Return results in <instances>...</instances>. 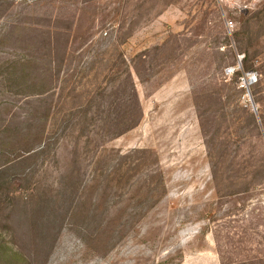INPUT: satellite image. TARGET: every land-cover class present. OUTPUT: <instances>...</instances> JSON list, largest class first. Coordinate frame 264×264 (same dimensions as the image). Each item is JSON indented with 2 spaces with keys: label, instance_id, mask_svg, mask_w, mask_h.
<instances>
[{
  "label": "rangeland",
  "instance_id": "rangeland-1",
  "mask_svg": "<svg viewBox=\"0 0 264 264\" xmlns=\"http://www.w3.org/2000/svg\"><path fill=\"white\" fill-rule=\"evenodd\" d=\"M0 264H264V0H0Z\"/></svg>",
  "mask_w": 264,
  "mask_h": 264
},
{
  "label": "built area",
  "instance_id": "built-area-1",
  "mask_svg": "<svg viewBox=\"0 0 264 264\" xmlns=\"http://www.w3.org/2000/svg\"><path fill=\"white\" fill-rule=\"evenodd\" d=\"M239 57V61H240ZM238 70V67H228L226 71L230 72L231 74H234ZM257 80L256 78V72L253 70L249 71H242V74L239 76V85L245 89H247V96L250 97V90L249 87L252 83H254Z\"/></svg>",
  "mask_w": 264,
  "mask_h": 264
},
{
  "label": "trees",
  "instance_id": "trees-1",
  "mask_svg": "<svg viewBox=\"0 0 264 264\" xmlns=\"http://www.w3.org/2000/svg\"><path fill=\"white\" fill-rule=\"evenodd\" d=\"M235 73H237V75H239V76L242 74V72H240L238 70Z\"/></svg>",
  "mask_w": 264,
  "mask_h": 264
}]
</instances>
